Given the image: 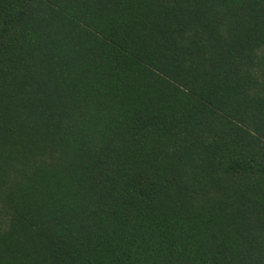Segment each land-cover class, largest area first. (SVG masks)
<instances>
[{
    "label": "trees",
    "instance_id": "1",
    "mask_svg": "<svg viewBox=\"0 0 264 264\" xmlns=\"http://www.w3.org/2000/svg\"><path fill=\"white\" fill-rule=\"evenodd\" d=\"M0 264H264V0H0Z\"/></svg>",
    "mask_w": 264,
    "mask_h": 264
}]
</instances>
